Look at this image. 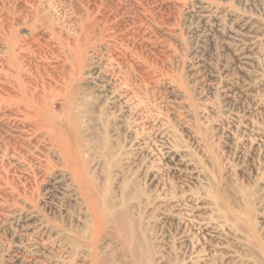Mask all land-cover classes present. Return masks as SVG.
<instances>
[{"label":"rangeland","instance_id":"obj_1","mask_svg":"<svg viewBox=\"0 0 264 264\" xmlns=\"http://www.w3.org/2000/svg\"><path fill=\"white\" fill-rule=\"evenodd\" d=\"M40 3L56 39L33 30ZM8 4L22 77L55 87L48 104L67 135L78 123L88 177L130 232L104 238L100 259L84 244L71 173L3 101L0 18V264H264V0H0V17ZM79 27L94 28L80 38L91 70L71 109L59 39Z\"/></svg>","mask_w":264,"mask_h":264},{"label":"bare ground","instance_id":"obj_2","mask_svg":"<svg viewBox=\"0 0 264 264\" xmlns=\"http://www.w3.org/2000/svg\"><path fill=\"white\" fill-rule=\"evenodd\" d=\"M42 7V3H40L32 11V15L29 14L36 20V22H33V30H35V26L37 24L45 22L47 25L48 23L49 25H47L48 27H46L51 30L52 38L56 39L57 35L54 28L55 24L52 20L49 21V19L47 18L48 16L45 17L42 15V11H44ZM77 9L79 8L76 7V11ZM81 11L83 12L82 9ZM3 12V15L0 17L1 29L4 34L3 41L8 48L10 56V59L8 61L9 70L5 71V84L8 86L3 85L1 89V91L5 95H7V97L4 98L3 101L7 103L13 110L21 113L25 120L35 125L39 131L43 132L47 137L50 138V142L54 147L57 158L62 163V167L71 173L76 191H78L81 202L85 206L86 212L89 217V220L87 222V230L85 231V233H83L82 237L83 242L87 245V247L91 249V253L94 259H100V250L98 247L99 243L114 232L122 231L124 235H127L130 232V222L124 214L119 213L117 206H115L111 202V200L105 193L102 194L98 191L96 185L88 177L80 151V144L84 141V139H81L78 123L73 120L67 121L68 125L66 123V126H72L70 135H67L65 132L69 130L66 129V131L64 129L61 121L58 120V113H56L55 108L48 104V97L50 96V92L55 87L45 82H42L41 87H36L32 83L26 82V80L22 77L18 59L20 56L19 51L22 50L20 47L21 42L25 39L22 38L16 31V26L18 23L16 24L15 19L17 18V16H19V12H17L16 8L12 4H8L7 6H5ZM89 17L90 15H88V18ZM101 23L99 22L100 25ZM99 24L97 23L96 26L94 24L95 28L98 29ZM93 27H88L85 31L84 29L81 30V28L79 27L81 30V34L80 31H78L80 36L79 34L77 35L76 38L78 39L75 42H64V40L59 39V45L66 54L64 62L66 65H68L67 68L69 67V72L66 69L67 72L65 73V75L67 74L68 78L66 77L67 81L64 84L66 88H63V90H65V97L70 103L71 109L74 106L72 97L73 87L75 85L77 86V83H80L82 85L86 84L88 82L87 76L91 70L90 65H87L86 56L88 52L93 49V47L89 46L88 48L86 47L85 43L84 46L82 44L83 40L80 42V38H85V34L90 35L91 31L94 29ZM33 33L34 32H32V34ZM96 36L98 35L96 34ZM94 38L96 39V37ZM84 42L88 43L86 38L84 39ZM51 80V82L53 83L55 79L51 78ZM55 84H57V82H55ZM83 86L80 85V87ZM103 264H106V262Z\"/></svg>","mask_w":264,"mask_h":264}]
</instances>
